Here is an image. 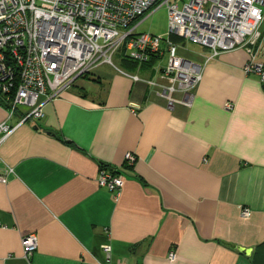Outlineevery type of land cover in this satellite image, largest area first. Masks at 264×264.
<instances>
[{"label":"crops","instance_id":"obj_1","mask_svg":"<svg viewBox=\"0 0 264 264\" xmlns=\"http://www.w3.org/2000/svg\"><path fill=\"white\" fill-rule=\"evenodd\" d=\"M253 51L264 62V36ZM249 58L209 61L192 106L173 110L122 74L156 79V61L101 65L19 125L0 145V264H264V85ZM101 164L120 169L118 195L99 187Z\"/></svg>","mask_w":264,"mask_h":264},{"label":"built area","instance_id":"obj_2","mask_svg":"<svg viewBox=\"0 0 264 264\" xmlns=\"http://www.w3.org/2000/svg\"><path fill=\"white\" fill-rule=\"evenodd\" d=\"M161 7L168 19L163 51L157 36L137 32L143 18ZM263 24L264 0H0V98L7 111L0 123V145L22 123L41 119L43 107L77 79L101 65L115 68L116 53L139 65L167 53L156 79L122 74L153 88L168 110L190 108L204 66L236 49L249 53L244 73L264 85V62H257L253 51L263 39ZM172 38L198 45L208 56L201 64L191 62ZM225 108L232 105L226 103ZM17 114L19 121L12 127L8 120ZM133 162L127 154L125 163ZM113 169H99L97 183L118 195L124 180L116 172L119 168ZM0 182H5L3 176ZM241 215L250 212L243 208ZM21 246L29 258L37 249L36 236L23 237ZM103 252L110 262V247ZM169 259H174L172 253Z\"/></svg>","mask_w":264,"mask_h":264},{"label":"rangeland","instance_id":"obj_3","mask_svg":"<svg viewBox=\"0 0 264 264\" xmlns=\"http://www.w3.org/2000/svg\"><path fill=\"white\" fill-rule=\"evenodd\" d=\"M148 16V17H147ZM145 17H147L145 19ZM143 19L144 21L141 23V25L138 27L137 32L139 33H150L152 35L157 36L159 39H161V44H160V50L163 51L164 49V42L168 36V19H167V11L165 7L158 8L156 10H152L149 12ZM264 30V24L261 28V31ZM172 40L179 44V48H186L187 51L189 52H194L197 53L204 48L194 45L188 42H184L182 40H178L175 38H172ZM185 57H188V54L184 55ZM123 58V54L116 53L113 58L112 62L114 66L120 67L121 66V59ZM167 61V53H165L163 58H158L154 64L155 67L162 68L166 65ZM108 66V65H107ZM112 67V66H111ZM114 68V67H113ZM81 81H84L83 79H79L77 83H81ZM24 109V108H23Z\"/></svg>","mask_w":264,"mask_h":264},{"label":"trees","instance_id":"obj_4","mask_svg":"<svg viewBox=\"0 0 264 264\" xmlns=\"http://www.w3.org/2000/svg\"><path fill=\"white\" fill-rule=\"evenodd\" d=\"M156 60L155 59H150L149 60V62L147 63V65H150V64H152V63H154ZM121 64L123 63V65H125V66H127V67H130V68H134V69H136V68H140L141 66H143V65H139L137 62H135V61H132V60H129L128 58H126V57H124L123 56V58L121 59ZM84 76H86V75H84ZM83 76V77H84ZM0 103H1V98H0ZM2 104V103H1ZM3 105V104H2ZM4 106V105H3ZM128 167V166H127ZM101 168H104V169H110L111 170V172H113V167H110V166H106V165H103V164H101L100 165V169ZM117 170V169H116ZM117 173H119V174H121V171H120V169L119 170H117L116 171Z\"/></svg>","mask_w":264,"mask_h":264},{"label":"water","instance_id":"obj_5","mask_svg":"<svg viewBox=\"0 0 264 264\" xmlns=\"http://www.w3.org/2000/svg\"><path fill=\"white\" fill-rule=\"evenodd\" d=\"M228 247L232 248V249H237L240 252H243L244 254H247L248 251H245L244 249H241L240 247H235L233 245H227Z\"/></svg>","mask_w":264,"mask_h":264}]
</instances>
